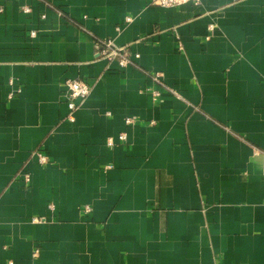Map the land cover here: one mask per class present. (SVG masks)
<instances>
[{
	"label": "crops",
	"instance_id": "obj_1",
	"mask_svg": "<svg viewBox=\"0 0 264 264\" xmlns=\"http://www.w3.org/2000/svg\"><path fill=\"white\" fill-rule=\"evenodd\" d=\"M0 264H264V0H0Z\"/></svg>",
	"mask_w": 264,
	"mask_h": 264
},
{
	"label": "built area",
	"instance_id": "obj_2",
	"mask_svg": "<svg viewBox=\"0 0 264 264\" xmlns=\"http://www.w3.org/2000/svg\"><path fill=\"white\" fill-rule=\"evenodd\" d=\"M188 1L197 2L198 0H151L152 3L158 4L160 6H175ZM23 11H27V7L22 8ZM129 18L126 17V21ZM34 35V32H31ZM94 48L96 51L103 55L108 60L116 58L118 60L119 65L124 66L126 64H134V59L137 58V54H130L126 47H117L113 46L111 40H95ZM158 74L153 75V79L157 81ZM63 86L65 88L66 98H67V107L69 110L68 119L72 120V113L76 110L79 104L86 98L89 93V86L80 79H65L63 82ZM153 99H155L159 93L155 90L151 91ZM124 138V134H120L117 136L118 140H122ZM113 139L108 138L106 141L107 145L113 144ZM37 160L40 163L46 162V157L41 153H35ZM24 179H28V174H24Z\"/></svg>",
	"mask_w": 264,
	"mask_h": 264
}]
</instances>
